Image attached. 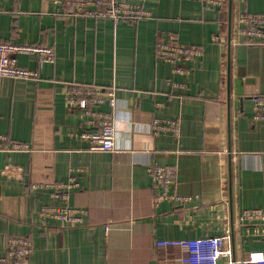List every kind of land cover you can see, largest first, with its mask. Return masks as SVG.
Returning <instances> with one entry per match:
<instances>
[{"label": "crops", "instance_id": "1", "mask_svg": "<svg viewBox=\"0 0 264 264\" xmlns=\"http://www.w3.org/2000/svg\"><path fill=\"white\" fill-rule=\"evenodd\" d=\"M137 1L152 16L132 23L85 15L74 0H0V40L56 51L54 62L13 52L35 76L0 77V132L29 144L0 149V252L24 236L33 247L28 264H163L168 251L158 239L223 234L233 214V253L223 264H254L245 259L264 253V221L240 224L237 215L264 207V120L253 117V96L264 95V44L244 41L236 15L264 12V0H233L230 48L228 3ZM162 41L202 54L178 73L158 56ZM95 87L116 93V106H93L114 116L112 151L88 148L80 132L98 118L65 99L68 88ZM171 119L179 134L166 127ZM154 162L175 168L171 196L158 199L147 170ZM72 174L79 185L68 203L88 210L84 221L42 216L45 204L60 202L34 185Z\"/></svg>", "mask_w": 264, "mask_h": 264}, {"label": "built area", "instance_id": "2", "mask_svg": "<svg viewBox=\"0 0 264 264\" xmlns=\"http://www.w3.org/2000/svg\"><path fill=\"white\" fill-rule=\"evenodd\" d=\"M200 1L220 7H224L228 3V0ZM74 2L78 11L85 15L108 17L115 22L125 20L135 23L140 18L152 16V12L137 0H74ZM236 24L238 32L245 36V42L264 44V12H238ZM221 36L224 37L221 34L218 38ZM156 51L158 56L162 60L171 63L173 70L178 73L187 72L186 62L194 56L202 54V50L198 46L166 41L158 42ZM13 52L16 54L18 52L37 53L41 60L49 62H54L56 58V51L53 46L17 44L0 40V77L27 78L35 76L36 71L22 66L17 55L12 54ZM65 99L69 107H79L98 118L97 127L86 128L80 132V136L88 141V148L90 150H114V116L111 112L94 109L93 106L104 103L111 107L116 106L115 90L104 89L103 87L80 88L77 90L68 88ZM253 101L254 119L264 120V95L253 96ZM157 122L156 119L154 124ZM166 127L179 134V119L168 120ZM28 147V143L14 140L6 133L0 132V149L10 150ZM147 170L153 182L160 186L162 190L158 199L171 196L168 191L175 182V168L154 162L148 166ZM78 185L77 177L74 174L70 175L65 181L35 184L36 187L49 188L51 199L60 202L58 205L45 204L41 208V215L62 220L71 225L82 223L88 214V210L68 203L71 190ZM174 197L177 199L186 198L177 194ZM257 220L264 221V207L244 208L237 215V221L240 224ZM110 226V224H106V229L109 230ZM230 237L231 230H226L223 234L198 238L158 239L156 245L159 250L168 251L165 257H161L163 264H217L219 258L231 256L233 253L228 244ZM32 249L30 239L24 236H11L4 251L0 252V264H28ZM174 250H179V253H174ZM255 254H262V257L256 258ZM245 261L264 264V253L260 251L250 252Z\"/></svg>", "mask_w": 264, "mask_h": 264}, {"label": "water", "instance_id": "3", "mask_svg": "<svg viewBox=\"0 0 264 264\" xmlns=\"http://www.w3.org/2000/svg\"><path fill=\"white\" fill-rule=\"evenodd\" d=\"M232 7H233V0H229L228 2V44L229 48L231 45V39H232ZM231 88V77H230V69L228 72V89ZM229 122H230V116H229ZM231 134H229V146H228V152H229V160H228V169H229V182H230V188L232 189V158H231ZM231 197H232V190H231ZM234 234V217L233 214L231 215V236L233 237ZM217 264H223V259L219 258L217 261Z\"/></svg>", "mask_w": 264, "mask_h": 264}, {"label": "bare ground", "instance_id": "4", "mask_svg": "<svg viewBox=\"0 0 264 264\" xmlns=\"http://www.w3.org/2000/svg\"><path fill=\"white\" fill-rule=\"evenodd\" d=\"M255 257L260 258V257H262V254H255Z\"/></svg>", "mask_w": 264, "mask_h": 264}]
</instances>
